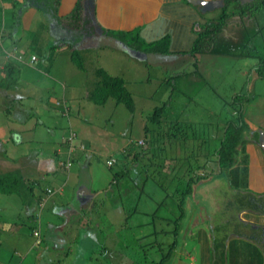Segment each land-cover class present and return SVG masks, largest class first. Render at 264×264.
I'll return each instance as SVG.
<instances>
[{
	"label": "rangeland",
	"instance_id": "rangeland-1",
	"mask_svg": "<svg viewBox=\"0 0 264 264\" xmlns=\"http://www.w3.org/2000/svg\"><path fill=\"white\" fill-rule=\"evenodd\" d=\"M251 1L227 2L228 13L246 9L254 24L228 25L237 38L232 41L224 27L215 32L210 22L214 36L202 41L203 53L161 57L142 46L138 55L119 42L107 44L104 36L79 33L63 40L42 10L36 33L5 39L21 62L14 63L17 87L0 89V174L17 171L36 184L26 197L0 193V264H150L163 256L165 264H264V212L247 208L250 196L264 210V192L252 189L251 157L242 155L248 143L262 146L264 121V78L256 82L253 73L264 59V6ZM4 20L7 29L21 30L15 11H5ZM59 42L76 46L77 63ZM105 51L119 55L111 58L109 75L124 80L133 111L113 98L101 105L89 99L100 80L97 70L111 65ZM253 95L259 98L251 100ZM156 108L162 112L154 124L149 118ZM232 120L248 137L235 173L211 172L192 185L181 208L178 178L191 160L206 162L204 155L219 147ZM71 129L76 135L68 141ZM257 151L263 158L264 149ZM138 152L147 155L135 160ZM54 155L61 162L56 171L40 173L47 167L33 159ZM183 157L188 163L170 161ZM205 168L215 170L212 161ZM115 174L122 175L113 180ZM89 186L92 192L84 195ZM243 234H255L256 244L237 237Z\"/></svg>",
	"mask_w": 264,
	"mask_h": 264
},
{
	"label": "crops",
	"instance_id": "crops-1",
	"mask_svg": "<svg viewBox=\"0 0 264 264\" xmlns=\"http://www.w3.org/2000/svg\"><path fill=\"white\" fill-rule=\"evenodd\" d=\"M206 1L216 2L217 0H57L54 6L53 14H55L58 18H61V20H64L62 24L67 26L66 18L71 15L75 8L79 5L81 8V17L90 18L98 27H101L102 29L115 32L136 31L140 39L146 43H153L162 39H167L169 50L168 55H188L198 37V32L207 27L210 22L216 21L220 11H222V6L219 5H213L210 8L207 4L202 6L201 4ZM28 2V0H0V21L1 18L4 20L5 11H15L16 16L18 15L20 17L19 26L21 30H17V28L13 26H11L8 30H5L6 32L8 31L9 36H12L15 39L21 36H26L27 34H30V32L36 33V30H38L40 24H42L40 11L35 9L34 6L29 5ZM244 3L251 4L250 1H244ZM49 18L50 17H47V19ZM250 18L251 17L249 15L241 18L231 14V17L228 18L227 25L224 26L223 30L227 33L226 37L228 36L232 41H237V38L228 28V25L233 29V27L237 24H241L243 26L254 24L256 19L251 18L252 21L250 22ZM259 18L263 17L260 16ZM20 31H22V33ZM105 38L107 40V44L114 43V41L117 42L114 37ZM12 50L13 46L10 47V44L7 46H4L3 44V48L1 49L0 53V60H2V62H0V68L3 67V56H5L3 55V52L9 56L16 54L13 53ZM108 52L109 51H105L103 56L105 59L111 62V65H108L107 67L102 66V68L108 74H111L110 67H113L112 59L118 58L119 55L117 53L116 55H111V53ZM159 55L162 57L167 55V53ZM35 56L37 57V55ZM149 56L150 55H146L145 59L147 60ZM55 62L56 60L51 62V68L54 66ZM116 62L118 66L119 61ZM117 66L115 68H117ZM257 81H259V78L256 76V82ZM258 98L259 97L253 95L251 100ZM50 99L55 101V98L52 96ZM247 105L248 104H246V106ZM258 126H260V124H258ZM262 128L263 130L260 132V143L262 146L259 145L257 141H253L252 143L246 144V150L244 148V151L249 156V158L251 157V160L249 159V176L251 178L250 182L252 183V189H255L259 193L264 192V157H259L257 148L261 147L264 149V121L262 123ZM70 132L75 134L72 129ZM18 136L19 138L16 139V141L20 143L22 138L20 135ZM70 150H73V148L70 147ZM33 162H37L40 165H46L47 168L36 170H41L40 173L48 174L54 173L58 165L61 164L60 161H57L55 155L54 158L50 160L48 158L37 159L36 157L33 159ZM52 168L53 171H51ZM254 182H256L255 186H253ZM92 190L91 188L89 190H85L84 195H86L85 193L87 192L91 193ZM237 237L242 238L243 240L247 239L246 241H248L249 244H256L255 241L249 239L245 235H239Z\"/></svg>",
	"mask_w": 264,
	"mask_h": 264
},
{
	"label": "trees",
	"instance_id": "trees-1",
	"mask_svg": "<svg viewBox=\"0 0 264 264\" xmlns=\"http://www.w3.org/2000/svg\"><path fill=\"white\" fill-rule=\"evenodd\" d=\"M28 1H29L28 2L29 5H32L38 8L39 11L42 10L41 12L44 15L47 12L50 13V15L48 16L50 17V25L58 26V28L61 31V35L64 36L63 40H66L65 38H69V39L73 38L76 33L82 34L87 38H93L94 36H96V34L99 31H102L103 36L114 37L116 40L121 41L123 44L135 50L143 51L142 46L143 47L147 46V49L144 51L151 50L152 52L159 53V54H166L169 52L167 39H162L160 41L153 42V43H146L140 39L136 31L115 32L111 30L102 29L101 27L98 28V26L94 27V24L90 18L81 17V8L79 5L75 8L72 14L66 18V21H67L66 23L67 26H66L62 24L64 20H61V18H58L55 14H53L54 6L57 0H28ZM227 2H231V0L226 1V5L222 9L221 17H219L218 20L214 22L215 25L213 28H215V32L218 30H222V28L227 25V22L225 20L231 17L232 13L230 14L228 13ZM258 2H259L258 5L264 6V0H259ZM245 7H247L246 9H248L252 6L251 4H248ZM246 9H241L242 14H239V17L242 18L248 15L246 14V11H245ZM233 14H236V13H233ZM209 27L210 25H208L207 27L203 28L202 30L198 32V35H197L198 37L194 43L192 50L190 51L191 53H195V52L203 53V51L201 50L202 41L207 40L208 37L214 36V31L212 32V29L209 30L211 28ZM63 31L65 32L63 33ZM62 44H68L72 47L71 58L74 62L77 63V60L75 58L79 59L80 57L77 55L78 52L75 48L76 46H74L73 43H70V42H59L56 44V46H59ZM241 55H244V53H242ZM246 55L248 57L254 56V54L250 55L248 53H246ZM256 56L258 57V54H256ZM14 63L15 61L11 62L10 60L9 62L4 63L2 69H0V74H1L0 75V89L11 90L17 87L18 81H19L18 79L19 73ZM78 66L80 69L84 68L83 64L80 62H78ZM96 73L100 77V80L97 83L98 86L96 88L95 93L89 94V99L93 97L92 100L95 102V104L101 105V104H104L109 98H113L117 103H122L129 110L133 111L132 96L130 92L126 89L124 80L121 78L113 77L109 75L102 68H99ZM253 73L258 78H261V79L264 78V59H260V63L256 68H254ZM161 109L162 108H156L154 110L153 114L149 118V120H151L152 123L154 124L159 123V119H161V112H162ZM241 116L242 114L240 112L238 115V118H240ZM242 129H243V124H241V122L238 124V123H235L233 120L228 121V124L226 125L223 131L224 134L222 138L219 139L220 140L219 147L215 149L212 153L210 154L207 153L204 155V157L207 160L203 164H196L195 161L193 160H191V162L188 163L187 162L188 157L173 158V159L170 158L171 160L167 158V160H170L173 162L179 161L180 165L186 162L188 163L187 166H185L180 178H178V180L180 181L182 180V183L178 182L179 183L178 185L182 187L178 186V188L176 189V192L177 191L180 192V196H179L180 204L179 203L178 204L181 208L184 205L186 198L193 192L192 185L198 184L201 180L207 179L208 175L211 172L216 171V172H219L218 174L229 173V172L231 174L235 173L234 170L237 164L236 160L239 155V149L241 150V147L244 148V143L246 144L248 142L247 141L248 137L244 136ZM255 135L256 137L258 136L257 133L254 134V137ZM175 136L178 137L177 134ZM142 142L143 144H138V142L137 144L139 146H146L145 144L146 142L145 143L144 141ZM242 151H243L242 155H246L244 152V149ZM146 155L147 154L145 152H138L136 155L133 156V158L136 160L137 158H140L141 156H146ZM209 161L213 162L215 166V170L204 171L206 169L205 165ZM172 170L174 171L176 170V165L172 167ZM189 172H192L191 174H193L192 175L193 177L190 176ZM120 175L122 174H115L113 180H116V178L119 177ZM34 178L32 179L26 178L22 176L20 172H17V171H11V172H6L4 174H0V193L5 194V195H19V196L25 195L26 197V195H28L27 193L30 191L32 192L33 187H35L36 180H34ZM28 185L31 187L28 188ZM43 192H46L47 195H50V193L52 194V191L50 189H47V190L45 189ZM248 193H245V194H247L248 196ZM248 198L252 201V208H251V205L249 204L250 207H247L248 209H253L255 211L264 212L262 208L263 204H262V207H259L261 205L260 201L250 196H248ZM38 200L39 201L43 200V197H40V199ZM241 208L244 209L245 207H241ZM37 230L39 231V234H40L39 229H35L33 233ZM253 235H251V238H250L251 240L252 239L254 240ZM257 238L260 240L259 237ZM175 244L177 243H174L171 246H169L168 254H172ZM163 259L165 260L166 256H163V258H160L158 261L151 260L150 264H165L162 261Z\"/></svg>",
	"mask_w": 264,
	"mask_h": 264
},
{
	"label": "clouds",
	"instance_id": "clouds-1",
	"mask_svg": "<svg viewBox=\"0 0 264 264\" xmlns=\"http://www.w3.org/2000/svg\"><path fill=\"white\" fill-rule=\"evenodd\" d=\"M226 1L227 0H223V4L221 5L222 6V9L225 7V5H226ZM234 1H236V0H232L230 3H232V2H234ZM35 9H37L38 10V8H36L35 7ZM43 14V13H42ZM92 22H93V20H92ZM93 24H94V27H96L97 25L95 24V22H93ZM209 25H210V23H209ZM7 24H6V22H5V20H3V18H1V21H0V53H1V49L3 48V42L5 41V39L7 38V39H10L12 36H9V33H8V31L6 32L5 30H8L7 29ZM13 27H15V26H13ZM16 28V27H15ZM99 28V27H98ZM13 30H14V28H13ZM96 36H103L102 35V31H99L97 34H96ZM105 37V36H104ZM117 42H119V43H121L123 46H125L126 48H128V49H131V50H133L134 52H136L137 54H139V50H135V49H132V48H130V47H128L127 45H125V44H123L121 41H118V40H116ZM57 44V43H56ZM55 44V45H56ZM60 46H62V47H64V46H68L71 50H72V47L70 46V45H68V44H62V45H59L58 47H60ZM12 52L13 53H16V54H13V55H6L4 52H3V55H5V56H3V64L4 63H6V62H9L12 58H14V61L16 60V61H19V62H21L20 60V58L21 57H19V55H18V52H14L13 50H12ZM140 52H142V51H140ZM32 57H34L35 58V60L34 61H32ZM37 60H38V58L35 56V55H31V57H30V64H34V63H36L37 62ZM2 64V65H3ZM0 69H2V68H0ZM74 133H71L70 134V138H69V140H71L73 137H74ZM141 142V143H140ZM138 144H143V142L142 141H138ZM108 161H111V160H107V165L108 166H112L113 164H114V160H113V163L111 164V165H109L108 164ZM67 167H68V170H69V158H68V163H67ZM38 231V230H37ZM39 232V231H38ZM243 235H247V234H243ZM33 236H34V234H33ZM35 237V236H34ZM39 237H40V234H39V236L38 237H36V238H38L39 239ZM248 238L250 239V235L248 236ZM38 241V243H39V240H37ZM37 241H36V243H37Z\"/></svg>",
	"mask_w": 264,
	"mask_h": 264
},
{
	"label": "water",
	"instance_id": "water-1",
	"mask_svg": "<svg viewBox=\"0 0 264 264\" xmlns=\"http://www.w3.org/2000/svg\"><path fill=\"white\" fill-rule=\"evenodd\" d=\"M222 2H223V0H217L216 2H208V1H206V2L202 3L201 5L204 6L205 4H207L209 6V8H210L213 5H219V6H221L222 5ZM260 141H261V137H260Z\"/></svg>",
	"mask_w": 264,
	"mask_h": 264
},
{
	"label": "built area",
	"instance_id": "built-area-1",
	"mask_svg": "<svg viewBox=\"0 0 264 264\" xmlns=\"http://www.w3.org/2000/svg\"><path fill=\"white\" fill-rule=\"evenodd\" d=\"M34 60H35V58L32 57V61H34ZM140 143H141V142H140ZM112 163H113V160L108 161V164H109V165H111ZM33 234H34L35 237H38V236H39V232H38V231H35ZM37 243H38V241H37Z\"/></svg>",
	"mask_w": 264,
	"mask_h": 264
},
{
	"label": "flooded vegetation",
	"instance_id": "flooded-vegetation-1",
	"mask_svg": "<svg viewBox=\"0 0 264 264\" xmlns=\"http://www.w3.org/2000/svg\"><path fill=\"white\" fill-rule=\"evenodd\" d=\"M264 232V231H263ZM251 238V237H250ZM254 238V237H253ZM255 239V238H254ZM253 240V239H252ZM261 240V239H260ZM253 241H255V240H253ZM256 242V241H255Z\"/></svg>",
	"mask_w": 264,
	"mask_h": 264
}]
</instances>
